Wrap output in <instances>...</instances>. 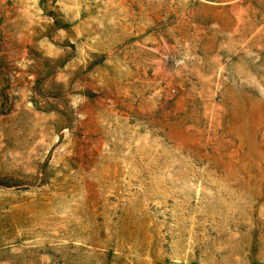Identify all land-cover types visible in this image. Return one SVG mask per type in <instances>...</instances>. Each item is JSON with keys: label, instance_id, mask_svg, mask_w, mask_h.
I'll return each mask as SVG.
<instances>
[{"label": "rangeland", "instance_id": "rangeland-1", "mask_svg": "<svg viewBox=\"0 0 264 264\" xmlns=\"http://www.w3.org/2000/svg\"><path fill=\"white\" fill-rule=\"evenodd\" d=\"M0 264H264V0H0Z\"/></svg>", "mask_w": 264, "mask_h": 264}]
</instances>
